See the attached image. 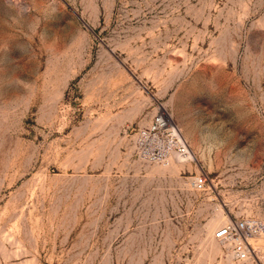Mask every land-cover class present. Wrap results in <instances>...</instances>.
<instances>
[{
    "label": "rangeland",
    "instance_id": "1",
    "mask_svg": "<svg viewBox=\"0 0 264 264\" xmlns=\"http://www.w3.org/2000/svg\"><path fill=\"white\" fill-rule=\"evenodd\" d=\"M161 108L192 160L138 153ZM241 216L264 227V0H0V264H264V228L247 262L213 237Z\"/></svg>",
    "mask_w": 264,
    "mask_h": 264
},
{
    "label": "built area",
    "instance_id": "2",
    "mask_svg": "<svg viewBox=\"0 0 264 264\" xmlns=\"http://www.w3.org/2000/svg\"><path fill=\"white\" fill-rule=\"evenodd\" d=\"M138 153L151 161L167 162L170 154H176L188 161L190 146L169 112L161 108L152 120L141 127L135 137ZM207 174L199 172L192 176L190 184L195 190L205 187ZM263 221L252 216L233 217L213 231V237L227 245V253L233 261L247 262L252 259L254 246L251 238L262 231Z\"/></svg>",
    "mask_w": 264,
    "mask_h": 264
},
{
    "label": "bare ground",
    "instance_id": "3",
    "mask_svg": "<svg viewBox=\"0 0 264 264\" xmlns=\"http://www.w3.org/2000/svg\"><path fill=\"white\" fill-rule=\"evenodd\" d=\"M175 158V160L177 159L178 161H180V162H188V160L187 159H185V158H182L181 156L179 157V156H177L176 154H170V158ZM190 157H193L194 158V155H193V153H192V151H190ZM174 169V167H172V170Z\"/></svg>",
    "mask_w": 264,
    "mask_h": 264
}]
</instances>
